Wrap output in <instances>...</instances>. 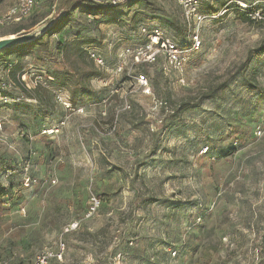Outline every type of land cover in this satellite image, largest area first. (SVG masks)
Returning <instances> with one entry per match:
<instances>
[{
    "label": "rangeland",
    "instance_id": "374dc122",
    "mask_svg": "<svg viewBox=\"0 0 264 264\" xmlns=\"http://www.w3.org/2000/svg\"><path fill=\"white\" fill-rule=\"evenodd\" d=\"M58 1L43 0L29 18L0 26V37L36 29L53 16ZM105 1L122 2L119 23L99 24L102 14L78 12L65 31L46 39L52 55L40 51L50 60L46 79L59 70L72 72L70 62L88 72L85 49L81 57L70 49L60 55L55 47L71 45L76 34L98 35L88 27L89 20L97 22L100 41L92 46L109 69L88 83V128L72 123L73 128L48 135L52 128L45 123L44 128L3 126L0 261L33 264L40 250L63 240L65 257L51 264H116L119 254L122 264H264V0H213L202 7L207 16L209 8L221 16L200 26L203 47L190 53L182 73L164 72L163 60L135 70L148 73L152 95L139 90L134 78L111 71L123 48L140 40L133 37L137 28L168 29L160 21L142 20V14L152 10L184 27L183 10L175 0H146L131 8L129 0ZM17 2L3 0L0 16ZM234 5L259 7L256 19H239ZM3 60L0 80L6 83ZM36 61L32 53L23 57L25 67ZM214 88H219L215 97L201 99ZM103 89L106 102L97 103ZM123 97L132 109L116 118ZM159 101L166 103L163 109ZM159 117L162 125L156 124ZM7 160L14 168L6 181ZM24 167L35 179L30 188L22 184ZM92 194L104 197L87 218ZM75 222L78 228L66 232Z\"/></svg>",
    "mask_w": 264,
    "mask_h": 264
},
{
    "label": "built area",
    "instance_id": "2783aa9c",
    "mask_svg": "<svg viewBox=\"0 0 264 264\" xmlns=\"http://www.w3.org/2000/svg\"><path fill=\"white\" fill-rule=\"evenodd\" d=\"M43 0H18L17 4L11 8L6 14L0 16V26H4L13 21H21L29 18L33 15L36 7L40 5ZM182 8L186 25L188 28L190 44L188 47L180 45L175 40L168 30L156 25L147 26L142 25L137 31H134L133 37H139L140 40L134 44L123 48L121 53V60L117 61L116 65L112 69V73L115 76L126 75L130 79H135L137 88L146 95H152L151 83L147 75L138 74L135 72L138 66H154L163 60V71L167 73H182L186 65L189 62L190 53L198 52L203 47V41L199 34L200 26L208 19H217L221 15L207 16L201 12V8L208 4H211L213 0H175ZM118 3L117 1L113 2ZM243 9H247V6L242 5ZM256 15V14H255ZM253 16V15H250ZM254 19L255 16H253ZM91 47V48H90ZM87 48L89 58L93 61L94 65L99 69L108 71L107 61L104 56L94 46ZM180 83H184L181 79ZM4 88V87H3ZM123 103L120 110L117 111L116 118L122 112L130 111L131 104L127 97L122 98ZM160 109H163L166 103L157 102ZM66 108L71 109L72 105H66ZM77 113L84 114L85 108H78ZM156 124H163L162 118H157ZM64 125L61 123V126ZM116 122L110 128H116ZM60 127L47 130L45 133L48 135H54L59 132ZM3 131V123L0 120V134ZM2 175L7 181L11 177V171L3 170ZM35 182L33 173L29 167L24 169L22 175V184L25 188H30ZM52 183H56L52 181ZM102 199L97 194H92L90 198V207L87 211V218L93 216L101 207ZM79 226L78 222L70 225L66 232L75 230ZM66 252V244L63 240L57 243L56 248L44 247L36 256L34 264H51L53 260L63 261ZM122 254H119L114 258L116 264H122ZM0 264L2 262L0 261Z\"/></svg>",
    "mask_w": 264,
    "mask_h": 264
},
{
    "label": "trees",
    "instance_id": "16d2710c",
    "mask_svg": "<svg viewBox=\"0 0 264 264\" xmlns=\"http://www.w3.org/2000/svg\"><path fill=\"white\" fill-rule=\"evenodd\" d=\"M145 1L146 0H129L130 3L128 4V7L130 8L134 7L135 5L144 3ZM2 2L3 0H0V5L2 4ZM144 6L146 9H149L148 7L149 4H144ZM121 7H123L122 2H118L114 4V3L107 2L105 0H59L54 6L53 16L60 10H63L64 13L62 17L59 19V21L42 38H39L32 43L22 45L17 48L6 49L0 54V57L4 59L3 60L4 62L2 63H4L5 65L4 71H5L6 79H10L19 88L23 89V86H22L23 82H22V77H21L24 71V68H25L23 57L29 53H32L35 55V57L39 61H43L45 64H47L46 62L49 63L50 60L44 57V55L40 54V51H42V53L49 52V55H52L53 53V52L50 53L49 42L46 39L48 37H52L58 33H62L63 31H65V29L75 21L76 15L78 12L86 16H90V17H97L99 14H102L103 17L100 20H98L99 24L101 23L114 24V23L120 22L119 18L116 17V13L118 10H120ZM234 7H235L234 10L236 12L237 17L243 20L244 22L251 21L250 15L255 14L259 9V7L257 8L250 7L247 9H241L236 5H234ZM207 12H209L210 16L218 15L217 14L218 11L213 8H209ZM151 13L152 14H142L143 16L142 20L146 19L147 21H160L164 23L169 29V31H171L174 34V38L177 42H180L179 39H182L184 40L183 46L184 47L189 46L190 38H189L188 28L186 24L184 27L178 26L176 22H173L166 18L158 16L157 14H155V11L151 10ZM107 17L109 19L104 20ZM94 21L95 20L93 21L89 20L88 27L94 32L98 31V35L87 37V36H84L83 34H76V37L73 40V42H71L72 43L71 45L67 43L58 42L55 47L56 52L60 55H64L68 53L70 49L74 52V54H78L79 56L82 57V55H80L82 53V50L84 51L85 49V51L87 52L86 46L94 45L98 41H100L99 38H100L101 32L98 26H96L97 22L96 21L94 22ZM137 30L138 28L135 31ZM21 31L22 29L17 31V34L20 33ZM10 56H14L15 57L14 60L10 61L11 59ZM88 62H89V65L91 64L92 66V69L88 70V72H82L81 68L79 67L77 68L76 66L73 65V62H70L69 65L73 70L72 72L68 73L62 70L56 71L55 74H51L54 77V82H50V83L47 82V84H41L38 87H36L32 92H29L28 90H25V89L23 90V92H25L30 98H34L36 100L38 99L37 101H40L41 104L43 103L47 104L50 101L49 94L52 93V90H50V88L48 87H51L54 85L56 87L55 89L65 90L70 94V102L72 104V107L76 108L83 103L85 91H87L88 93V102H89V99L91 98L90 87L88 83H90L92 79L103 77V73L101 72V70H99L94 65L93 61L90 59V61ZM143 73L148 76L147 72H143ZM73 74H76V76H74ZM85 82L87 83L88 88L86 87ZM3 84L4 82L0 80V89H1V85ZM218 89L219 88H214L206 94L203 93V95L201 96V99L204 100V99L215 97L217 95ZM0 93H1V90H0ZM105 93L107 94L106 89L101 90L100 92L101 97L98 99L97 103L106 102L105 95H103ZM186 106L187 104L183 103L181 108L185 109ZM26 107H29V106H26ZM36 118L38 117H35L34 119ZM12 163H13L12 161H9V160L6 161V165L9 166L7 167V169L11 171V176L13 173L12 169L14 168L12 166ZM25 168L27 167H24L21 171V177L23 175ZM99 196L101 198L104 197L102 195H99ZM18 264H24V263L21 262Z\"/></svg>",
    "mask_w": 264,
    "mask_h": 264
},
{
    "label": "crops",
    "instance_id": "0c3cea01",
    "mask_svg": "<svg viewBox=\"0 0 264 264\" xmlns=\"http://www.w3.org/2000/svg\"><path fill=\"white\" fill-rule=\"evenodd\" d=\"M10 35L12 34L3 35L0 37V39ZM10 58H12V56H10ZM46 65L49 66V64L36 61L30 66H26L24 68L21 76L23 89L19 88L10 79H7V82L1 85L0 120L3 123V126H6L5 128H39V126L42 125V128H44L43 126L45 123L48 126L46 128H56L59 127L61 123H63V127L60 128H73V126L71 125L72 123H74V125L75 123H79L80 126H78V128H88V125H90L89 121L92 116L89 108L92 105H88L87 91L84 92L85 94L83 103L76 108L72 107V109L66 108V105L68 106L69 104H71V102H69V93L55 89L56 87L54 85L48 87L50 88V90H52V93L49 94V100L52 101L49 107H46L45 103L41 104L40 101H37L38 99L36 100L34 98H30L25 92H23L24 89L32 92L39 85L47 84L45 83L46 80L54 82V77L52 75L48 74L47 79L44 77V75L46 74ZM55 67L56 69H58L57 66H54V68ZM85 85L88 88L86 82ZM81 107L85 108V113L82 115L77 113L76 111ZM60 114L62 115V117H60ZM102 115L105 116L106 111H103ZM35 117L42 118L44 122L39 124L38 118L35 122ZM30 118L32 124H30ZM52 181L56 182V180L54 179Z\"/></svg>",
    "mask_w": 264,
    "mask_h": 264
},
{
    "label": "water",
    "instance_id": "95a60500",
    "mask_svg": "<svg viewBox=\"0 0 264 264\" xmlns=\"http://www.w3.org/2000/svg\"><path fill=\"white\" fill-rule=\"evenodd\" d=\"M64 11L60 10L50 19L46 20L36 29L31 32L18 34L16 36L10 35L0 39V54L6 49L17 48L22 45H26L42 38L62 17Z\"/></svg>",
    "mask_w": 264,
    "mask_h": 264
}]
</instances>
